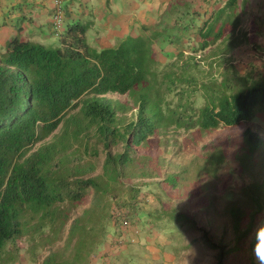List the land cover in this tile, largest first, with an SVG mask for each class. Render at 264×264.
Masks as SVG:
<instances>
[{
	"label": "trees",
	"instance_id": "16d2710c",
	"mask_svg": "<svg viewBox=\"0 0 264 264\" xmlns=\"http://www.w3.org/2000/svg\"><path fill=\"white\" fill-rule=\"evenodd\" d=\"M239 7V0H225L216 33H201L203 50L213 47L203 58L208 70L182 51L162 64L143 37L94 49L80 24L68 28L57 48L9 43L0 60V264L17 262L24 236L45 248L41 264H113L102 245L108 223L125 210L126 221L142 224L146 236L121 243L119 251L144 244L123 264H161L175 242L186 264H258L264 133L252 125L245 130L237 155L244 182L220 195L215 179H204L222 164L220 148L180 172L162 173V156H150L177 133L237 127L264 105V75L241 73L232 62L247 41L238 31ZM228 25L235 27L225 37ZM110 93L128 95L132 106L104 97ZM196 182L200 189L188 191Z\"/></svg>",
	"mask_w": 264,
	"mask_h": 264
},
{
	"label": "crops",
	"instance_id": "0c3cea01",
	"mask_svg": "<svg viewBox=\"0 0 264 264\" xmlns=\"http://www.w3.org/2000/svg\"><path fill=\"white\" fill-rule=\"evenodd\" d=\"M55 1L0 0V57L5 54L9 43L15 39L57 47L61 35L64 36L68 28L75 24L87 27V42L90 47L97 50L113 48L129 37L141 36L152 38L153 42L158 44L156 49L171 59L181 51L189 55L191 50L185 48L184 43L200 41L198 31L195 37V29L201 27V23L209 16V11L216 10V3L219 2V0H64L66 6L63 12L64 24L57 32L54 24V14L57 10ZM224 2L225 0L221 1ZM240 2L241 0L239 4ZM263 3L264 1L259 8H264ZM248 7L241 8L242 12L245 11L247 20L245 24L241 21L238 30L247 35V41L234 50L232 59L237 58L235 64L241 73L251 71L255 75L253 61L255 59L259 62L264 61V53L249 57L248 44L254 46L251 37L254 35L257 38L259 35L264 46V25H255V29L250 26L252 13H248ZM260 13H264V9L252 15L258 18V15L261 17ZM255 48L258 51L260 49ZM164 59L162 56L161 60ZM258 114L257 117L264 120V110ZM145 236V233L141 232V237ZM111 245L113 244L109 241L105 248L106 254L110 255L109 259L113 264H123L126 255L130 253L123 251L124 249L119 251Z\"/></svg>",
	"mask_w": 264,
	"mask_h": 264
},
{
	"label": "rangeland",
	"instance_id": "374dc122",
	"mask_svg": "<svg viewBox=\"0 0 264 264\" xmlns=\"http://www.w3.org/2000/svg\"><path fill=\"white\" fill-rule=\"evenodd\" d=\"M222 0H219L218 3H216V10H211L209 11V16L207 17L206 21L203 23H201V27L198 29H195V37H196V31H198L197 35L198 38H200V41L198 42H185L184 43V47L185 48H190V50L192 52H194L191 48H194L197 52H196V60L200 61V67L199 69H205L208 70L209 66L207 65V62L203 61V58L208 56V54L213 50V47H208L207 49L203 50L202 46H203V37L201 36V33L203 32V30H213V33H216V30H218V26L219 24L217 23L216 19L219 15L218 10L221 9L225 3H221ZM256 2L258 0H255ZM246 2V0H241V4L240 7L237 9V13H240V17H241V21L244 22L243 24L246 23L247 20V15L244 14V12H242L241 8L244 7H248V13H252V14H257L259 13V11L263 10L264 8H259L262 2ZM254 5V6H252ZM256 7V9L254 8ZM263 7H264V3H263ZM258 8V10H257ZM203 17H204V13L202 12ZM250 16V20H249V24L250 26H252L253 29H255V25H264L263 23V19L261 17H264V13H260L261 17L258 15V18L254 15ZM260 21L262 24H260ZM248 26V25H246ZM235 27V26H233ZM233 27H231V25L227 26V28H225L224 30V34L225 37H227L228 34H230V32L233 31ZM241 27V24L238 26V30ZM220 29V28H219ZM252 29V30H253ZM214 35L212 34L211 38L214 39ZM133 36V35H132ZM229 36V35H228ZM141 37V36H140ZM260 36L257 35V38L252 35L251 39H252V44L254 46H251L250 44H248L250 47H248L250 54H248V56H260L261 53H264V46H263V42H261ZM202 38V39H201ZM224 38V37H223ZM143 39L145 40H149L146 37H143ZM151 40H153L152 38H150ZM211 41V40H208ZM222 42L218 43V46H220L219 44H221ZM158 47L157 43H152L151 48L154 51V57H156V59H158L162 64H167L168 62L170 63L169 60H171V62H174L175 60V56L172 57H168V56H164L162 53H160L158 51V49H156ZM255 47H260L259 51L255 48ZM258 51V52H257ZM246 52V51H245ZM189 54V53H188ZM191 54V52H190ZM189 54V55H190ZM189 55H185V59H187L189 57ZM237 55V54H236ZM165 57L164 60H161V57ZM238 57V55H237ZM1 58V57H0ZM237 58L232 59L233 64L236 66V61ZM258 61V62H255ZM255 61H253V66L255 67L254 71H255V75L259 76V71H262V74L264 75V61L259 62L258 59H255ZM194 73H198L197 70L193 71ZM200 73H198L199 75ZM114 99H120L122 101H126L127 97H121V96H114ZM193 99L196 100V106L200 107L202 102L199 99V94L195 93L193 95ZM177 103L176 100H173V105H175ZM264 110V105H260L257 106L254 109L253 112V116L251 121H249L248 123L244 122L242 123L240 126L237 127H230V128H221L218 131H215L213 133H202L200 131H195V132H190V133H184V132H180L177 133L175 135V139H170V141L168 143L163 144L164 142H162V146L156 147L152 150L153 154H150L151 157H156V156H162L163 158V163H160V167L162 166V173H166L167 170L173 171V172H180L182 169H186L188 167H190V165L192 163H196V164H201L203 165L205 163V160L208 159L209 155L211 153H214L216 151L217 148H220V150L223 152L225 158L223 159V162L221 165H216L215 167L213 166V169L216 171L215 177L213 178H208L207 176H205L204 179H215V184L219 189V193L218 195L221 194V191L232 187V188H238V186L241 185V182H244V176L245 173L243 174V172L240 171L239 167V163H238V152L240 150V147L242 146V138H243V133L245 132V130L250 126H254L255 128L259 129L260 131H262L264 133V120L257 117L259 116L258 113H260V111ZM135 115V111L131 112L130 114H128V117L130 116H134ZM171 137V136H169ZM178 139V141H176ZM138 151L139 154H143V149H136ZM168 151V153L166 152ZM145 153H147L145 151ZM155 161H152L151 164H155ZM171 164V165H170ZM159 166V165H158ZM212 167V166H211ZM212 169V168H211ZM186 179H188L186 177ZM184 181V180H182ZM125 182L127 183H131L130 181L125 179ZM244 184V183H243ZM242 184V185H243ZM201 185L199 183H195L192 184L191 188L188 191H196L197 189H200ZM156 191V188H155ZM177 191L178 190H174ZM185 191V190H183ZM199 191V190H198ZM197 191V192H198ZM154 198V195L153 197ZM151 201H154V199H152ZM91 202V197L89 196L88 199L86 200V202L82 205V207L79 209V212L77 214V216L81 215V213L83 212V210L86 207H89ZM150 205H148L149 207ZM137 221L135 219H133V223L130 224V226L132 225L133 229L129 231V228L126 230L125 232V238H124V242L129 241L128 238H135V237H139L141 236V232H145L146 231L143 229L142 224H138L136 225ZM135 227V228H134ZM118 227L115 226L113 224V221H110V223H108L107 225V229H106V237L104 239V243H103V248H105V245H107L109 242H106L105 240H110L112 241L114 246H118L119 248L117 250L120 249V246L124 245V244H119L116 239H118L119 237V232L117 231ZM139 232V234H137L136 232ZM149 233V231H148ZM163 237V235L161 236ZM166 238L167 241V235L164 236ZM39 240L33 242L31 240V237L29 236H24L23 238H21L18 241V260L15 264H41L43 257H45V248H42L41 245L37 244ZM154 242V241H153ZM151 242V244L153 243ZM164 243V242H163ZM37 244V245H36ZM144 245L143 244V239H141L139 242H136L135 244L128 246V243L125 244L127 245V248H124L125 251H128L129 253H131L132 251H134V249L139 248L138 246ZM153 243V247L155 248V250H160L159 246L157 244ZM36 245V246H35ZM62 244L59 243V245H54L53 249L58 248L59 246H61ZM35 246V247H34ZM48 247V246H47ZM131 251V252H130ZM180 246L178 245L177 242H175V245H173V248H169L168 253L170 254V256H166L163 257L164 261L161 264H186L187 259L185 258L183 259H179L178 258V254L180 253ZM184 253V251H183ZM186 255L187 252L185 251ZM163 256V254H162ZM140 258V257H138Z\"/></svg>",
	"mask_w": 264,
	"mask_h": 264
},
{
	"label": "clouds",
	"instance_id": "9594fccd",
	"mask_svg": "<svg viewBox=\"0 0 264 264\" xmlns=\"http://www.w3.org/2000/svg\"><path fill=\"white\" fill-rule=\"evenodd\" d=\"M60 3H57V0L55 1V3H56V5H57V7L56 8H58L59 6H61L62 7V11L64 12V0H60L59 1ZM225 3V2H224ZM66 7V6H65ZM57 12V11H56ZM56 12H55V14H54V24H55V29H56V31L57 32H59L60 31V29H62L63 28V24H64V13L63 12H61V19H60V22L58 23L57 22V20L55 19V15H56ZM58 34H60V33H58ZM62 37H63V35H61ZM62 37H61V39H62ZM61 39H60V44H61ZM149 40H151V39H149ZM124 41V40H123ZM122 41V42H123ZM152 41V43H153V41L154 40H151ZM60 44H59V46H57V47H60ZM120 44V43H119ZM46 47H48V46H46ZM50 47V46H49ZM52 48H57L56 46H51ZM103 50V49H102ZM193 51H196V50H193ZM6 52H7V50H6ZM5 52V53H6ZM183 52V51H182ZM197 52V51H196ZM196 52H192L191 51V54L190 55H194V57L196 56L195 54H196ZM185 53V52H184ZM180 53H178V54H176V55H174L175 56V60L177 59V56L179 55ZM185 55H187L186 53H185ZM4 56V55H3ZM2 56V57H3ZM173 56V57H174ZM1 57V58H2ZM1 58H0V60H1ZM169 63V62H168ZM170 63H171V60H170ZM114 96H121V97H127V100L126 101H122V100H120V99H114ZM104 97H106L107 99H110V100H113V101H115V102H121V103H124V104H128V105H130V106H132V103H131V100H130V98L128 97V95H121V94H119V93H110V94H107V95H105ZM134 111H136V109L134 110ZM120 117H122V114H120ZM126 215V210L125 211H123L122 212V215H121V219L119 218V216L116 214L115 215V222L113 221V224H115L116 222H118V232L120 233L119 234V237H118V239H116V241L119 243V244H121L123 241H124V238H125V232H126V230L129 228V231L131 230V228L133 227L132 225L130 226V222L128 223V221H126V218H124L123 217V215ZM119 218V221H117V219ZM135 228V227H134ZM136 232V231H135ZM137 234H138V232H136ZM137 237H135V238H128V240L129 241H133V240H135ZM106 242H109L110 240H105ZM111 243H112V241H111ZM113 244V243H112ZM111 246H114V245H111ZM105 247H106V245H105ZM115 247V246H114ZM116 249H118V248H116ZM253 253H254V256H255V258H256V260H257V262H258V264H264V224H262L261 226H259L258 228H257V230H256V232H255V235H254V247H253Z\"/></svg>",
	"mask_w": 264,
	"mask_h": 264
},
{
	"label": "built area",
	"instance_id": "2783aa9c",
	"mask_svg": "<svg viewBox=\"0 0 264 264\" xmlns=\"http://www.w3.org/2000/svg\"><path fill=\"white\" fill-rule=\"evenodd\" d=\"M60 0H57V3H60L59 2ZM57 12H56V17H55V19L57 20V22L59 23L60 22V19H61V12H63L62 11V7L61 6H59L58 8H57V10H56Z\"/></svg>",
	"mask_w": 264,
	"mask_h": 264
}]
</instances>
